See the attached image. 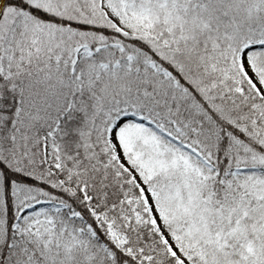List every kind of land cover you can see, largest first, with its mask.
<instances>
[{"label":"snow or ice","instance_id":"6c2138e0","mask_svg":"<svg viewBox=\"0 0 264 264\" xmlns=\"http://www.w3.org/2000/svg\"><path fill=\"white\" fill-rule=\"evenodd\" d=\"M0 264H264V0H0Z\"/></svg>","mask_w":264,"mask_h":264}]
</instances>
